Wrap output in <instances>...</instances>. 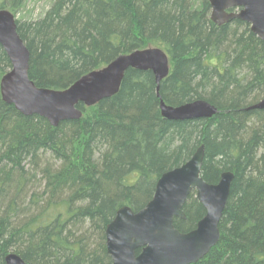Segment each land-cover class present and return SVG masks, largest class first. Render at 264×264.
<instances>
[{
    "label": "trees",
    "instance_id": "obj_1",
    "mask_svg": "<svg viewBox=\"0 0 264 264\" xmlns=\"http://www.w3.org/2000/svg\"><path fill=\"white\" fill-rule=\"evenodd\" d=\"M29 0H0L16 19L37 88L63 91L122 55L150 48L168 57L158 93L151 72L128 70L119 92L79 105L56 128L25 117L0 90V264H111L105 229L122 207L137 212L164 173L204 146L202 179L233 174L215 247L196 264H264V42L246 23L210 21L209 0H51L36 19L17 17ZM11 69L0 47V83ZM205 101L210 120L173 122L159 102ZM180 233L205 210L189 195Z\"/></svg>",
    "mask_w": 264,
    "mask_h": 264
},
{
    "label": "water",
    "instance_id": "obj_2",
    "mask_svg": "<svg viewBox=\"0 0 264 264\" xmlns=\"http://www.w3.org/2000/svg\"><path fill=\"white\" fill-rule=\"evenodd\" d=\"M210 21L219 27L237 20L264 42V0H209ZM14 16L0 10V47L11 69L0 83L1 97L22 116H38L56 128L60 123L78 121L79 105L91 107L115 96L128 70L151 72L156 92L169 74L167 55L158 48L122 55L100 70L93 71L63 91L37 88L28 77L29 51L17 34ZM252 110L264 111V98ZM161 116L167 121L183 122L212 119L217 109L205 101L178 107L159 102ZM204 146L197 148L182 166L161 175L152 199L139 211L120 208L105 229L106 252L111 264H196L217 245L218 229L233 174L224 172L217 184H207L201 177ZM204 208V217L196 227L180 233L174 219L185 220L184 205L190 194ZM4 264H25L16 254H7Z\"/></svg>",
    "mask_w": 264,
    "mask_h": 264
},
{
    "label": "rangeland",
    "instance_id": "obj_3",
    "mask_svg": "<svg viewBox=\"0 0 264 264\" xmlns=\"http://www.w3.org/2000/svg\"><path fill=\"white\" fill-rule=\"evenodd\" d=\"M50 1L51 0H29L17 17H23L30 20L36 19L47 10Z\"/></svg>",
    "mask_w": 264,
    "mask_h": 264
}]
</instances>
